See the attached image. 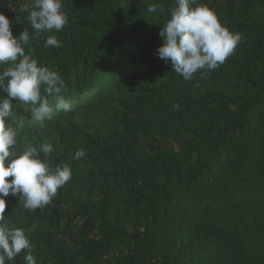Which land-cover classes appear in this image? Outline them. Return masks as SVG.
I'll return each instance as SVG.
<instances>
[{"label":"trees","instance_id":"trees-1","mask_svg":"<svg viewBox=\"0 0 264 264\" xmlns=\"http://www.w3.org/2000/svg\"><path fill=\"white\" fill-rule=\"evenodd\" d=\"M197 2L242 41L186 81L155 54L175 0H62L68 23L36 39L27 0H0L13 36L28 31L26 53L61 75L73 105L43 129L15 100L6 118L18 152L50 143L52 165L72 169L43 209L5 197L37 264H264V0ZM49 35L62 47L45 48Z\"/></svg>","mask_w":264,"mask_h":264},{"label":"clouds","instance_id":"clouds-1","mask_svg":"<svg viewBox=\"0 0 264 264\" xmlns=\"http://www.w3.org/2000/svg\"><path fill=\"white\" fill-rule=\"evenodd\" d=\"M175 4L170 9V18L160 27L162 45L155 54L166 64L170 62L174 72L184 80H192L197 73L203 78L224 64L241 43L242 36L229 31L214 10L198 4L197 0H175ZM62 8V0H27L22 11L28 13L27 19L34 30L32 39L45 32L58 33L66 26L68 16ZM147 11L155 13L157 6L149 2ZM29 39L27 30L14 37L9 19L0 12V93L6 94L0 95V264L14 262L22 252L26 253L23 256L26 264H37L30 254L32 246L25 229L8 226L5 197L19 194L26 210L43 209L72 178L69 164L54 167L50 162L49 156L54 151L50 143L41 144L39 151L27 146L18 152V129L9 126L6 119L13 114V100L30 107L32 123L38 129L46 127L54 111L73 110V105L60 95L65 88L61 75L40 66L31 49L26 53ZM44 47L59 49L62 45L55 35H49ZM9 63L11 66L3 67ZM42 90L55 98L54 106L41 94ZM85 155V149L79 148L74 159ZM31 231L34 226L29 227L28 232Z\"/></svg>","mask_w":264,"mask_h":264}]
</instances>
